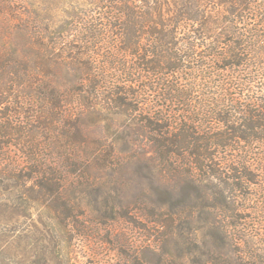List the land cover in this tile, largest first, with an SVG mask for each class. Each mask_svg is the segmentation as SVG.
<instances>
[{
	"label": "rangeland",
	"instance_id": "rangeland-1",
	"mask_svg": "<svg viewBox=\"0 0 264 264\" xmlns=\"http://www.w3.org/2000/svg\"><path fill=\"white\" fill-rule=\"evenodd\" d=\"M96 3L0 0V59L7 58L0 74L13 65L8 56L22 51L20 45L25 42L26 31L31 30L39 33L60 59V67L48 68L46 74L58 76L60 90L77 98L39 105L24 99L25 87L21 92L8 79L1 82L5 86L0 89L6 91L3 97L14 100L0 103V133L11 131L13 125L24 129L27 124L25 130L37 134L34 138L26 134L0 136V156H6L12 164L34 153L43 163V180L33 179L22 188L14 181L0 182V264H129L134 250L140 254L142 247L154 245L163 231L167 236L160 247L172 258L191 264L213 252L211 259L223 261V252L229 249L218 233L227 226H232L238 236L232 248L245 262L239 260L264 264L263 186L251 185L233 192L232 205L239 210L232 219L227 205L216 210L212 206L207 209L212 210L211 215H207L198 207L218 205L229 190L212 179L218 173L213 167L211 178L187 170L186 184L196 188L194 194L179 197L177 188L173 190L177 173L166 169L160 156L144 154L137 148V142L128 135L126 117L106 115L90 106L78 108L79 104L106 103L105 94L91 101L89 95L85 102L78 103L79 90L90 91V56L96 51L107 52V43L90 45V29L93 31L95 20L102 17ZM37 52L33 48V54ZM78 53L83 57H76ZM77 73L86 79L85 86L80 85L81 78L79 83L69 84L70 77ZM52 106L59 110L55 116L51 112L46 115L48 129L36 117L42 107ZM126 147L129 150L123 152ZM248 173L264 178L261 171ZM240 175L218 173L224 179ZM190 205L197 210L183 216L175 214Z\"/></svg>",
	"mask_w": 264,
	"mask_h": 264
},
{
	"label": "trees",
	"instance_id": "trees-1",
	"mask_svg": "<svg viewBox=\"0 0 264 264\" xmlns=\"http://www.w3.org/2000/svg\"><path fill=\"white\" fill-rule=\"evenodd\" d=\"M96 4L102 17L90 29V45L107 43V52L90 56V91L79 90L78 103L89 95L91 101L102 94L106 103L79 104L78 108L90 106L106 115L126 117L128 135L137 148L160 156L166 169L177 173L179 184L173 190L177 188L179 197L194 194L196 188L186 184L187 170L200 171L205 178L210 177L212 167L220 174H243L227 179L213 174L212 179L228 187V193L219 206L198 207L211 215L212 210L207 209L227 205L232 219L239 210L232 205L233 192L251 185L264 187L260 174L248 173L264 172V0H97ZM25 38L22 51L8 56L13 65L0 74V88L8 79L21 92L26 88L24 99L39 105L77 101L60 90L58 76L46 74L48 68L60 67V59L42 36L29 30ZM6 60L0 59V69ZM70 78L69 84L79 83L81 78L80 85H86L79 73ZM5 93L0 89V103H13V98L3 97ZM153 101L166 104L154 105ZM58 110L56 106L42 107L36 119L49 129L46 115L55 116ZM13 127L0 136L36 137V131L25 130L27 124L24 129ZM126 150L129 147L123 152ZM111 151L116 153L114 148ZM36 156L30 153L11 164L1 155L0 182L14 181L22 188L33 179L43 180V163ZM23 169L29 175H23ZM194 209L186 206L175 214L188 215ZM232 229L227 226L216 231L229 249L223 252V261L211 259L213 252H207L205 259L191 264H247L232 248L238 237ZM163 233L157 243L142 247L140 254L134 250L129 264H189L160 247L166 241Z\"/></svg>",
	"mask_w": 264,
	"mask_h": 264
}]
</instances>
